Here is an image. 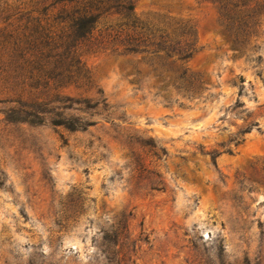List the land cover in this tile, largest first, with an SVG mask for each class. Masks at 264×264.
<instances>
[{
  "label": "rangeland",
  "instance_id": "rangeland-1",
  "mask_svg": "<svg viewBox=\"0 0 264 264\" xmlns=\"http://www.w3.org/2000/svg\"><path fill=\"white\" fill-rule=\"evenodd\" d=\"M50 3L0 0V264H264V24L237 46L210 2L135 0L193 25L194 91L160 57L80 46L102 93H64L109 109L68 131L5 119L52 73Z\"/></svg>",
  "mask_w": 264,
  "mask_h": 264
},
{
  "label": "trees",
  "instance_id": "trees-1",
  "mask_svg": "<svg viewBox=\"0 0 264 264\" xmlns=\"http://www.w3.org/2000/svg\"><path fill=\"white\" fill-rule=\"evenodd\" d=\"M204 1L216 7L224 31L237 46L256 37L264 24V0ZM134 3L135 0H51L49 6L56 9L53 24L40 35L39 44L48 45L54 51L52 73L29 78L35 94L26 99L18 96L10 100L14 104L5 111V119L41 124L46 118L51 126L77 131L95 124L91 118L93 114L108 112L109 106L103 98L94 100L64 93L69 86L85 90L95 88L98 95L102 93L77 53L80 46L113 55L160 57L159 68L170 67L175 74L172 85L180 79L183 84L176 88L194 91L195 79L186 67L197 47L193 25L184 20L141 19L134 12ZM150 64L156 63L151 59ZM44 66L45 62H41L37 68ZM145 145L157 155L155 144ZM159 150L166 153L164 148ZM217 154L212 152L213 162Z\"/></svg>",
  "mask_w": 264,
  "mask_h": 264
}]
</instances>
